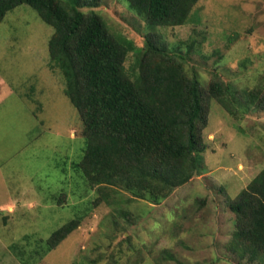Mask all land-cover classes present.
<instances>
[{
	"label": "rangeland",
	"instance_id": "1",
	"mask_svg": "<svg viewBox=\"0 0 264 264\" xmlns=\"http://www.w3.org/2000/svg\"><path fill=\"white\" fill-rule=\"evenodd\" d=\"M97 6L111 33L137 48L150 37L183 57L203 90L219 79L264 95V0H198L184 25L155 29L122 0ZM52 34L27 5L0 24V264H250L228 249L227 199L264 168V111L238 107L235 118L210 100L198 175L158 206L120 188L101 199L74 168L83 126L61 72L49 67ZM134 63L129 53L125 68ZM78 218L44 253L51 233Z\"/></svg>",
	"mask_w": 264,
	"mask_h": 264
},
{
	"label": "trees",
	"instance_id": "2",
	"mask_svg": "<svg viewBox=\"0 0 264 264\" xmlns=\"http://www.w3.org/2000/svg\"><path fill=\"white\" fill-rule=\"evenodd\" d=\"M122 1L150 29L184 25L198 2ZM20 5L29 6L53 28L49 67L61 72L64 94L83 126L84 148L74 168L101 199L107 198L103 189L120 188L158 206L198 175L210 100L235 118L238 107L264 111L259 90L237 92L219 79L203 90L196 77L186 75L180 61L184 58L174 51L150 37L137 48L111 33L92 10L97 0H0V24ZM129 53L135 63L128 71ZM227 207L234 215L228 249L239 260L264 264V168L227 199ZM79 224L80 219H74L53 231L44 253L54 250Z\"/></svg>",
	"mask_w": 264,
	"mask_h": 264
}]
</instances>
